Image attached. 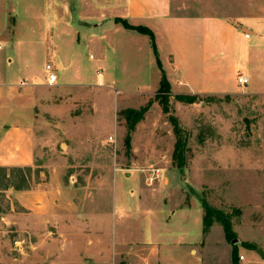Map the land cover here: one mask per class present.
<instances>
[{
  "label": "rangeland",
  "instance_id": "rangeland-1",
  "mask_svg": "<svg viewBox=\"0 0 264 264\" xmlns=\"http://www.w3.org/2000/svg\"><path fill=\"white\" fill-rule=\"evenodd\" d=\"M94 1L88 8L85 0H11L7 9L10 25L5 37L12 39L17 31V39L22 41L18 67L27 61L40 77L44 63L52 57L49 46L54 38L57 54L75 53L93 87L49 86L48 90L56 93L51 102L59 106L53 114L25 103L35 114L39 168L0 170V264H264V87L257 95L250 93L246 84L234 96H196L182 86L171 87L166 77L169 90L155 99L161 72L153 51L152 64L146 63L140 76L121 69L119 75L114 65L118 60L107 51V61L115 69L112 78L119 82L111 88L97 87L98 47H110L101 41L91 44L88 37L112 28L116 18L123 20V2ZM51 3L68 4L69 18L57 24L42 23L53 14L40 8ZM171 8L176 15L216 16L264 36V0H171ZM58 14L64 17L68 13ZM98 21L103 22L96 32ZM50 33L52 38L46 40ZM59 76L60 82L74 80L71 71ZM263 78L254 85L264 86ZM141 108H146L143 117L128 132L121 113ZM171 118L177 121L185 144L182 170L173 161L177 139ZM50 170L56 171L62 185L73 193L71 213L51 221L23 218L10 188L29 189L46 179ZM123 172H131L132 180ZM112 180L126 182L121 188L132 194L139 183L156 190L154 203L159 204L150 207L156 223L170 219L171 215H166L169 207L185 210L184 218L181 214L172 221L186 220L189 238L197 240L177 242L182 238L180 232L157 233L149 229L145 218L134 217L136 225L131 224L118 253L113 254L112 237L107 234L112 218L106 217L107 212L104 230L98 236L93 211L98 189L108 197ZM162 181H167L169 188L156 189ZM132 182L135 186H130ZM202 201L213 209L215 218L218 215L230 222L233 240L225 237L215 218L203 233ZM117 230L124 232L125 225ZM152 232L157 242H151Z\"/></svg>",
  "mask_w": 264,
  "mask_h": 264
},
{
  "label": "crops",
  "instance_id": "crops-1",
  "mask_svg": "<svg viewBox=\"0 0 264 264\" xmlns=\"http://www.w3.org/2000/svg\"><path fill=\"white\" fill-rule=\"evenodd\" d=\"M85 1L88 8L95 3L94 0ZM121 1L123 2L121 18L130 25L144 26L152 31L158 55L163 61L162 68L171 87L182 86L187 92L196 96H234L244 89L236 82V78L240 75L248 79L250 93L257 95L262 92L261 88L264 86H258L259 83L254 84L264 76V36L246 32L244 29H239L237 24L216 16L173 14L171 0ZM11 4V0H0V167L35 169L39 168L36 157L39 140L34 130L35 114L30 105L40 106L39 109L42 108L41 110L49 111L51 114L56 113L59 107L51 102L55 99L56 93L48 90L51 85L46 83L44 66L47 63L53 66L57 75L56 83H59L61 88L93 86L86 78L87 69L78 63L75 53L65 57L57 54L56 43L53 42L51 33L47 34L46 40L49 37L52 38L49 49L53 53L50 51L52 57L50 61L44 63L40 77L37 74L34 75L27 61L18 67L22 41L17 39V31L12 39L5 37L7 27L10 25L7 9L11 7ZM48 6V9L43 7L40 11L48 10L53 16L48 22L42 23L57 24L62 18H69L68 4L58 6L51 3ZM30 8L32 10L31 5H29ZM12 10L14 13L13 7ZM58 12L68 14L62 17ZM102 22L98 21L94 25V31L99 30ZM113 24V27L108 30L102 29L98 36L91 34L92 36L88 37V42L91 44H98L101 41L110 47L106 49L103 45V48L101 45L98 47L100 56L95 73L100 81L97 87L100 88H111L119 82L118 79L112 78L115 69L119 75H121V69L123 72L128 70L130 75L140 76L146 71V63L148 66L152 64V50L148 36L134 30H127L121 24L114 22ZM13 28L17 30L16 23L13 24ZM107 51H111L118 60L114 62L115 69L107 61ZM69 71L72 72L74 80L60 82L59 75H66ZM115 91V93H121V91ZM127 175H129L128 181L132 180L134 175L131 172H123L124 177ZM100 182L101 180L98 184ZM132 183L130 186H135ZM108 184L111 188L109 192L107 191L109 196H106L103 189H98L93 211L98 236L104 230L105 218L109 220L112 218L107 234L112 237L113 254L118 253L122 237L131 224L136 225L133 221L134 217L138 220L145 218L149 229L157 233H171L173 230L180 232L179 235H182V238H177V242L194 243L197 240L189 238L186 220H181L184 218L185 210L181 208L169 207L166 215H171L170 219L162 218V221L158 223L152 221L155 215L154 208L150 207L156 208L159 204L154 203L158 194L156 190L148 189L139 183L132 190L134 191L132 194L122 190L121 186L127 185L126 182L112 180ZM166 184L167 181H162L156 189L169 188ZM9 193L23 218L31 221L36 218L57 220L60 214L66 216L71 213L69 207H72L74 203L72 191L62 185L61 179L54 170H50L46 179L34 183L29 189L10 188ZM148 203L150 206H145ZM163 204L165 206V203ZM88 209L89 207H85V210ZM181 214L179 221H172L175 216L178 217ZM121 224L125 225L124 232L117 230ZM150 234L153 235L150 238L151 242H157L156 234L154 232ZM98 244H100L99 238Z\"/></svg>",
  "mask_w": 264,
  "mask_h": 264
},
{
  "label": "trees",
  "instance_id": "trees-1",
  "mask_svg": "<svg viewBox=\"0 0 264 264\" xmlns=\"http://www.w3.org/2000/svg\"><path fill=\"white\" fill-rule=\"evenodd\" d=\"M114 22L116 24H121L123 26V28L127 29V30H134L142 35H146L149 37L150 40V45L153 51V54L155 56V62L156 65L158 67V69L161 72V78L159 81V87L156 91L155 94V99H158L162 93L168 92L169 90V83L166 79V76L164 74V71L162 69V65L161 62L158 58V52H157V48H156V44H155V39H154V35L152 33V31L144 26H133L130 25L125 19L121 20V19H115ZM146 111V108H141L139 111H135V110H127V111H123L121 114L124 116L125 122H126V126H127V131L130 132L133 130L136 122H138L142 117L144 112ZM170 122L173 126V132L174 135L176 136V143H175V148H174V152H173V161L175 164V167L178 168L179 170H182L183 166H184V146L185 144L182 143V138L180 135V129L178 128V124L177 121L174 118L170 119ZM129 134L127 135L126 139H125V143L128 145L129 143ZM6 168H2L0 167V170H5ZM28 170L30 171V168H10L11 171H17V170ZM22 189H28V188H21V187H15L14 190H22ZM201 206L203 209V233L206 232V230L212 225V223L214 222L215 218L214 214L215 212L213 211V209L207 204L206 201H202L201 202ZM215 221L220 223L221 226L223 227L224 233H225V237L228 240H233L232 237V233H231V225L230 222L227 221L224 217L218 216L215 218ZM234 245V244H233Z\"/></svg>",
  "mask_w": 264,
  "mask_h": 264
},
{
  "label": "built area",
  "instance_id": "built-area-1",
  "mask_svg": "<svg viewBox=\"0 0 264 264\" xmlns=\"http://www.w3.org/2000/svg\"><path fill=\"white\" fill-rule=\"evenodd\" d=\"M44 72L46 74V83L48 85H53L56 83L57 81V75L55 73V70L53 68V66L49 63H47L45 66H44ZM236 82L238 85L240 86H244L248 83V79L246 77H243V76H238L236 78ZM109 140L111 141L112 138H109Z\"/></svg>",
  "mask_w": 264,
  "mask_h": 264
},
{
  "label": "water",
  "instance_id": "water-1",
  "mask_svg": "<svg viewBox=\"0 0 264 264\" xmlns=\"http://www.w3.org/2000/svg\"><path fill=\"white\" fill-rule=\"evenodd\" d=\"M236 243V241H232V244H235Z\"/></svg>",
  "mask_w": 264,
  "mask_h": 264
}]
</instances>
